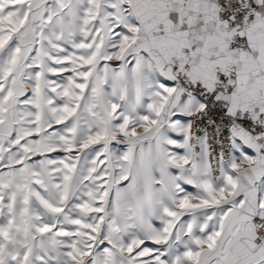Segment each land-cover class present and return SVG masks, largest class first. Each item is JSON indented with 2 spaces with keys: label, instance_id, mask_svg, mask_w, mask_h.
Instances as JSON below:
<instances>
[{
  "label": "snow or ice",
  "instance_id": "1",
  "mask_svg": "<svg viewBox=\"0 0 264 264\" xmlns=\"http://www.w3.org/2000/svg\"><path fill=\"white\" fill-rule=\"evenodd\" d=\"M0 264H264V0H0Z\"/></svg>",
  "mask_w": 264,
  "mask_h": 264
}]
</instances>
